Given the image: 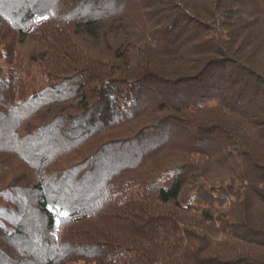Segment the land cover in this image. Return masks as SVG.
Wrapping results in <instances>:
<instances>
[{
    "label": "trees",
    "instance_id": "trees-1",
    "mask_svg": "<svg viewBox=\"0 0 264 264\" xmlns=\"http://www.w3.org/2000/svg\"><path fill=\"white\" fill-rule=\"evenodd\" d=\"M0 264H264V0H0Z\"/></svg>",
    "mask_w": 264,
    "mask_h": 264
},
{
    "label": "rangeland",
    "instance_id": "rangeland-1",
    "mask_svg": "<svg viewBox=\"0 0 264 264\" xmlns=\"http://www.w3.org/2000/svg\"><path fill=\"white\" fill-rule=\"evenodd\" d=\"M68 9L66 10H64V15L65 14H68ZM61 15V14H60ZM36 44H35V42L33 41V40H31V39H27L24 43H23V45L20 47V51L22 52V55L24 54V55H26V58H29L30 57V55H33V59L35 60V59H37V60H40L41 59V54L38 52L39 50L36 48ZM40 54V55H39ZM23 55V56H24ZM25 57V56H24ZM7 121V120H6ZM13 123V122H12ZM12 127V126H11ZM7 130L10 128V126H6L5 127ZM13 128V127H12ZM20 131H21V128L19 129ZM18 160V159H17ZM19 162H17V161H7V163H6V165H5V167L6 166H8V165H10V164H13V165H15V166H17L18 165V163H20V160H18ZM17 162V163H16Z\"/></svg>",
    "mask_w": 264,
    "mask_h": 264
}]
</instances>
